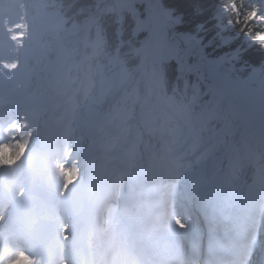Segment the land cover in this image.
<instances>
[{
    "label": "snow or ice",
    "instance_id": "obj_1",
    "mask_svg": "<svg viewBox=\"0 0 264 264\" xmlns=\"http://www.w3.org/2000/svg\"><path fill=\"white\" fill-rule=\"evenodd\" d=\"M0 264H264V0H0Z\"/></svg>",
    "mask_w": 264,
    "mask_h": 264
}]
</instances>
